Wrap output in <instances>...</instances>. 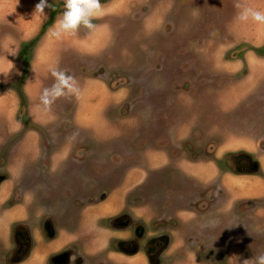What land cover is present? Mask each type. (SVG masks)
<instances>
[{
  "label": "rangeland",
  "instance_id": "1",
  "mask_svg": "<svg viewBox=\"0 0 264 264\" xmlns=\"http://www.w3.org/2000/svg\"><path fill=\"white\" fill-rule=\"evenodd\" d=\"M38 2L0 0V69L12 64L0 73V216L66 214L62 229L91 231L95 259L125 211L170 235L161 264H233L264 235L263 195L244 193L264 186V24L237 21L235 4L264 12V0H101L94 30L60 38L63 0L46 18ZM50 68L84 92L44 110ZM240 152L257 172L237 170Z\"/></svg>",
  "mask_w": 264,
  "mask_h": 264
},
{
  "label": "flooded vegetation",
  "instance_id": "2",
  "mask_svg": "<svg viewBox=\"0 0 264 264\" xmlns=\"http://www.w3.org/2000/svg\"><path fill=\"white\" fill-rule=\"evenodd\" d=\"M246 158V153H238L237 162L242 169L248 164ZM27 215L31 217L20 220L8 218L6 214L0 216V264H108L109 247L110 252L117 256L129 257L140 253L147 264H161L165 250L172 246L169 234H154V231L148 233L138 218L122 211L109 220V227L113 232L108 233L106 230V235H111L110 245L107 244L109 240L101 244V255L93 259L91 249L89 252L86 250L89 238H92L91 231L75 227L62 229L61 218L66 214L46 212L35 216ZM114 232L117 234H113ZM247 240L251 243L242 247L243 253L240 246L234 258L237 256L242 260L264 251L263 234L258 235L257 241L253 236ZM132 250L134 251L131 252ZM218 253L217 260L223 257H219ZM122 261V258H117V264H123Z\"/></svg>",
  "mask_w": 264,
  "mask_h": 264
},
{
  "label": "clouds",
  "instance_id": "3",
  "mask_svg": "<svg viewBox=\"0 0 264 264\" xmlns=\"http://www.w3.org/2000/svg\"><path fill=\"white\" fill-rule=\"evenodd\" d=\"M45 7H52L49 0H39L35 5V10L38 11L42 18H46L47 13ZM238 9L235 19L240 22H255L264 24V12L259 9L243 6L236 3ZM103 11L101 0H63L62 10L53 22L50 28V34L53 37L60 38L64 35H73L81 28L94 30V20ZM11 55H15L14 51H7ZM12 68V64L7 69H0V73H8ZM54 83L47 88L41 90L38 97L37 107L48 110L51 104L62 96H73L79 94V86L75 78L65 72L50 68ZM217 221L211 219L202 224L201 227H215ZM233 264H264V251L251 255V257L239 259L235 256Z\"/></svg>",
  "mask_w": 264,
  "mask_h": 264
},
{
  "label": "crops",
  "instance_id": "4",
  "mask_svg": "<svg viewBox=\"0 0 264 264\" xmlns=\"http://www.w3.org/2000/svg\"><path fill=\"white\" fill-rule=\"evenodd\" d=\"M102 89V93H103V90H105V88L103 89V88H101ZM80 93H83L84 92V90L82 89V90H80L79 91ZM101 92V91H100ZM105 96V95H104ZM103 103H104V101H103ZM45 117V116H44ZM73 122L74 123H78V122H80V123H82V121H81V119L78 117V115H77V113H75V115L73 116ZM84 124H87V123H84ZM38 136V135H37ZM210 167H212V166H210ZM210 167H208V168H206V170L205 171H207V173L209 174V175H211L212 173H213V167H212V169H209ZM196 169H198L197 167H196ZM208 169V170H207ZM130 173H132L130 176H132V175H134V176H132V177H135L136 175H137V172H135V170H133V171H131ZM223 173V172H222ZM229 175H230V178H233L232 179V181L233 180H237V179H239V177H240V175H235V174H231V173H228ZM239 174H241V173H239ZM248 174V176L250 175L249 173H247ZM252 175V174H251ZM244 176V175H243ZM228 177V176H227ZM250 177H252V176H250ZM259 186H261V190H259V191H255L253 188L254 187H259ZM260 188V187H259ZM200 190V189H199ZM245 193V197H246V199H253V197H255L254 195H259V194H261V195H263V198H264V186H262V184H260V185H257V186H250V188H249V191L248 192H244ZM248 193V194H247ZM263 193V194H262ZM248 195V196H247ZM260 195V196H261ZM237 197V196H236ZM257 197H259V196H257ZM236 199V198H235ZM108 210V209H107ZM116 255V257L117 258H122L123 259V261L125 262V260L127 259L126 258V256H117V254H115ZM128 257V256H127ZM126 258V259H125ZM129 258L130 259H132L131 260V263H134L133 261H135V259L137 260V262H139L140 264L141 263H144V260H145V258L140 254V253H138V254H136V255H132V256H129Z\"/></svg>",
  "mask_w": 264,
  "mask_h": 264
},
{
  "label": "water",
  "instance_id": "5",
  "mask_svg": "<svg viewBox=\"0 0 264 264\" xmlns=\"http://www.w3.org/2000/svg\"><path fill=\"white\" fill-rule=\"evenodd\" d=\"M246 160L248 161L247 164V170H249V172H257L259 170V163L257 160H254L249 154H246ZM237 170L238 171H242V168L240 166H237ZM5 178L4 174H0V182ZM134 250H132L131 252H133Z\"/></svg>",
  "mask_w": 264,
  "mask_h": 264
},
{
  "label": "trees",
  "instance_id": "6",
  "mask_svg": "<svg viewBox=\"0 0 264 264\" xmlns=\"http://www.w3.org/2000/svg\"><path fill=\"white\" fill-rule=\"evenodd\" d=\"M32 44V42L30 43H26L24 46H23V48H22V53L26 56L27 55V52H28V50H29V46Z\"/></svg>",
  "mask_w": 264,
  "mask_h": 264
}]
</instances>
